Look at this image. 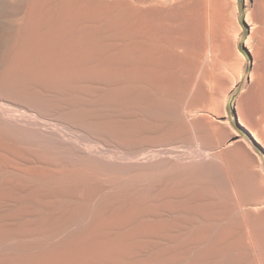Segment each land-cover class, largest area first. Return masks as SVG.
<instances>
[{"label": "bare ground", "instance_id": "6f19581e", "mask_svg": "<svg viewBox=\"0 0 264 264\" xmlns=\"http://www.w3.org/2000/svg\"><path fill=\"white\" fill-rule=\"evenodd\" d=\"M244 17L242 47L239 0H0V264H264Z\"/></svg>", "mask_w": 264, "mask_h": 264}, {"label": "rangeland", "instance_id": "374dc122", "mask_svg": "<svg viewBox=\"0 0 264 264\" xmlns=\"http://www.w3.org/2000/svg\"><path fill=\"white\" fill-rule=\"evenodd\" d=\"M239 8H240V13H241V21H242V24L245 28L244 36H243V39L241 42L242 47H243L244 40H245V37H246L247 32H248V26L244 20V18H245L244 17L245 16V0H239ZM246 55H247L248 59H250V55L249 54H246ZM241 91H242V86L236 91L235 95L230 98L229 104H228V114H229V118L232 121L234 128L238 131V134L240 135V136L236 137L235 139L239 140L240 138H242V140L240 139L241 142H239V143L243 144V146H245V148L249 151V153H250L249 156L251 155L254 158H256L257 164L256 163L254 164L255 165L254 169L259 174V178L261 180V183H263V185H264V165H263L264 164V148L259 143H257L253 139L251 134L240 125L239 119L237 117L236 109H235L238 94ZM215 177L216 176H214V178L212 177L214 182L217 179V177H216V179H215Z\"/></svg>", "mask_w": 264, "mask_h": 264}]
</instances>
